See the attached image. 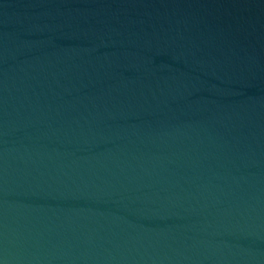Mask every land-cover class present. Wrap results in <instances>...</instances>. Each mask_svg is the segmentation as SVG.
Returning <instances> with one entry per match:
<instances>
[{
  "label": "water",
  "instance_id": "1",
  "mask_svg": "<svg viewBox=\"0 0 264 264\" xmlns=\"http://www.w3.org/2000/svg\"><path fill=\"white\" fill-rule=\"evenodd\" d=\"M0 264H264V0H0Z\"/></svg>",
  "mask_w": 264,
  "mask_h": 264
}]
</instances>
